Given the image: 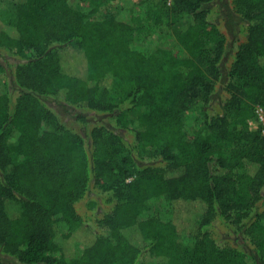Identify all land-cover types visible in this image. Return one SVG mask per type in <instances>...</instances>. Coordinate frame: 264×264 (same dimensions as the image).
Segmentation results:
<instances>
[{"label": "trees", "instance_id": "obj_1", "mask_svg": "<svg viewBox=\"0 0 264 264\" xmlns=\"http://www.w3.org/2000/svg\"><path fill=\"white\" fill-rule=\"evenodd\" d=\"M212 1L138 0L143 22L169 32L182 57L167 46L142 52L135 19L94 20L68 0L13 1L0 13V51L17 59L11 82L0 63L2 254L17 264H264V135L249 128L264 109V0H230L244 28L231 50L210 21ZM47 98L106 120L85 137ZM90 191L109 210L70 255L88 224L76 204ZM161 197L179 217L141 212ZM218 220L230 231L222 239Z\"/></svg>", "mask_w": 264, "mask_h": 264}, {"label": "rangeland", "instance_id": "obj_2", "mask_svg": "<svg viewBox=\"0 0 264 264\" xmlns=\"http://www.w3.org/2000/svg\"><path fill=\"white\" fill-rule=\"evenodd\" d=\"M13 1L15 3L19 0H0V13H3L5 11V13L7 14L10 8V4ZM97 1L99 2V6L96 8L95 11H92L94 6H92L87 0H68L69 4L73 8L89 14V16L94 20H102L112 15L125 16L131 19H135L137 26H140V28L134 31L131 43L135 48L141 50L142 52H150L158 46H167L171 49L173 54L179 57L184 56L182 50L170 38L169 32L166 33V30L160 28H152L151 26L143 22L140 13L141 11L138 10L137 7L138 0H130L132 5L126 8H122V3L118 0ZM209 9L210 21L215 23L226 35L227 44L229 45V50H231L233 46L237 44L238 41L244 39V28L240 18L236 14H234L230 5V0H213L209 4ZM12 53L0 51V63L7 68L9 82L12 81V66L17 61L14 56V53L13 55ZM67 64H71L73 66V71L80 73L81 67L79 66L75 58H71V60L67 61ZM109 82L110 81L107 80L105 82V85L109 86ZM9 87L11 89H14L12 83L9 84ZM6 89L8 88L3 86L0 87V94L5 92ZM217 91L218 94L216 99L218 102H222L224 94L222 92L221 86H218ZM44 101H46V103H48L50 107L56 109L64 123L69 128L81 133L85 137L88 136L87 133L89 130L90 123L94 121L106 120L105 116L95 115L94 113H91L89 111H82L75 107L67 106L62 102H59L58 100L47 98ZM80 116H84L89 120L86 125L78 120ZM197 118V114L188 113L185 118V121L190 127H194V125L196 126ZM127 138L130 139L131 137L128 135ZM150 154L151 151H147L144 154L145 157L143 163L139 162V164L149 163V161H151L153 158ZM104 198L105 197H103L102 195L90 191L83 200L79 201L76 204L79 216L86 220L88 224L84 227L82 226L77 229L72 235L70 241L67 243V250L70 255H72V253L76 251L82 250L84 247L91 244L94 240V234L100 230L96 226L95 219H97L109 210L108 205L104 202ZM141 212L144 214L155 216L164 221L169 220L171 218H175V216H177L172 213L169 202L164 197L149 201L141 208ZM215 230L218 239H222L226 237L227 233H230V231L226 228L225 223L221 222V220H218ZM128 236L130 238L136 239L133 233L128 232ZM180 239L182 242L185 243L190 242V239L186 238L185 236L181 237ZM240 242L244 246L245 243L243 244L242 239L240 240ZM246 249H248V247H246ZM0 260L10 264H17L16 260L2 254L1 252Z\"/></svg>", "mask_w": 264, "mask_h": 264}, {"label": "built area", "instance_id": "obj_3", "mask_svg": "<svg viewBox=\"0 0 264 264\" xmlns=\"http://www.w3.org/2000/svg\"><path fill=\"white\" fill-rule=\"evenodd\" d=\"M171 0H169L170 2ZM249 128L252 131H259L264 135V109L260 106H255L254 117L249 121Z\"/></svg>", "mask_w": 264, "mask_h": 264}]
</instances>
